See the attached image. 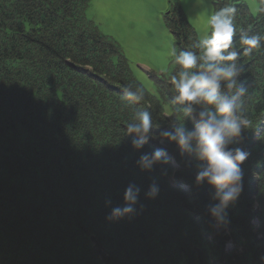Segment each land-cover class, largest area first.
Wrapping results in <instances>:
<instances>
[{
	"label": "trees",
	"instance_id": "trees-1",
	"mask_svg": "<svg viewBox=\"0 0 264 264\" xmlns=\"http://www.w3.org/2000/svg\"><path fill=\"white\" fill-rule=\"evenodd\" d=\"M257 1L256 15L241 0H213V11L233 3L238 26L264 34ZM88 2L0 0V264H264V48L242 57L238 81L253 124L230 147L250 155L229 223L218 226L214 188L197 185L196 162L159 135L174 131L185 107L171 104L178 66L155 95L125 107L123 85L139 83L120 46L87 19ZM168 25L174 44L190 48L192 27L180 17ZM149 104L154 137L136 150L126 124ZM193 122L184 119L188 130ZM157 148L178 167L142 170L140 156ZM153 183L159 193L149 198ZM130 184L140 189L135 213L108 219ZM227 241L241 251L226 250Z\"/></svg>",
	"mask_w": 264,
	"mask_h": 264
},
{
	"label": "clouds",
	"instance_id": "clouds-1",
	"mask_svg": "<svg viewBox=\"0 0 264 264\" xmlns=\"http://www.w3.org/2000/svg\"><path fill=\"white\" fill-rule=\"evenodd\" d=\"M264 12V0L260 9ZM239 8L233 3H224L214 11H206L202 17L205 28L198 34L190 48L170 47V62L179 71L169 77L173 90L171 104L183 105L180 123L174 131H162L160 137L175 142L186 163L196 162L195 183L207 182L214 188V200L219 202L210 209L211 216L218 226L229 223L227 208L237 201L243 191V172L241 165L250 153L240 147H230L243 139L242 133L251 130L253 121L246 114L244 103L248 89L239 84L242 57L252 56L264 48V34L249 32L238 26ZM195 69V70H194ZM167 69L161 67L160 71ZM146 100L143 86L125 83L122 87L121 101L125 107L140 105ZM202 105L195 118V106ZM151 105L134 111L132 119L126 124L125 135L132 136V147L143 148L154 137ZM177 113L180 109H175ZM192 119V130L184 124V119ZM172 160L163 148L140 156L137 165L150 171L157 163L169 164ZM140 189L130 184L125 190L124 207L112 210L108 219L131 216ZM159 193L156 183L150 185L149 198Z\"/></svg>",
	"mask_w": 264,
	"mask_h": 264
},
{
	"label": "rangeland",
	"instance_id": "rangeland-1",
	"mask_svg": "<svg viewBox=\"0 0 264 264\" xmlns=\"http://www.w3.org/2000/svg\"><path fill=\"white\" fill-rule=\"evenodd\" d=\"M241 1L250 14L258 13L257 0ZM213 4V0H89L85 13L102 34L120 46L133 78L148 94L155 95L158 80L172 65L169 51L175 40L169 19L175 25L178 17L182 18L197 38L205 28L202 17L206 11H213ZM161 67L167 70L160 71ZM157 140L162 143V138ZM229 242L226 250L241 251Z\"/></svg>",
	"mask_w": 264,
	"mask_h": 264
}]
</instances>
